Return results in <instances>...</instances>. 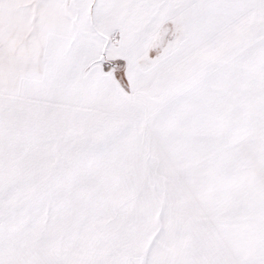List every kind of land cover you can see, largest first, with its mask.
Masks as SVG:
<instances>
[{
  "label": "snow or ice",
  "instance_id": "snow-or-ice-1",
  "mask_svg": "<svg viewBox=\"0 0 264 264\" xmlns=\"http://www.w3.org/2000/svg\"><path fill=\"white\" fill-rule=\"evenodd\" d=\"M0 264H264V0H0Z\"/></svg>",
  "mask_w": 264,
  "mask_h": 264
}]
</instances>
